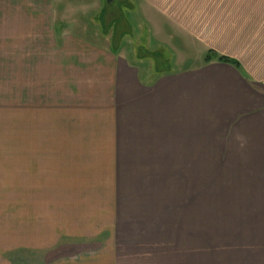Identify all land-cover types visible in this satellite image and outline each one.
Returning <instances> with one entry per match:
<instances>
[{
    "label": "crops",
    "instance_id": "crops-1",
    "mask_svg": "<svg viewBox=\"0 0 264 264\" xmlns=\"http://www.w3.org/2000/svg\"><path fill=\"white\" fill-rule=\"evenodd\" d=\"M133 1L132 46L203 57L159 70L56 14L108 23L103 0H0L21 111L0 264H264V0Z\"/></svg>",
    "mask_w": 264,
    "mask_h": 264
},
{
    "label": "rangeland",
    "instance_id": "rangeland-1",
    "mask_svg": "<svg viewBox=\"0 0 264 264\" xmlns=\"http://www.w3.org/2000/svg\"><path fill=\"white\" fill-rule=\"evenodd\" d=\"M103 2L106 6L103 7L100 12L102 16L106 13L105 22L111 20L108 23H101L100 25L99 22H97L98 25L97 23L96 25L99 29L94 23H90V19L100 10V7L88 8L86 12L88 15L85 16V18L82 14L80 15V12H83L86 8H64L60 6L56 7V14L59 17L61 13H64L66 20L70 21V23L67 22L68 25L72 24V26H70L72 31H81L88 39L110 46L112 49L118 50L121 49V46H125L130 50L132 48L135 55L127 56L129 59L135 62H138L140 58L144 59L145 62L155 60V64L159 70H175L183 65L189 64L187 60L197 62L203 57V54L197 55L189 49L186 53L184 52V54H178V50L174 51L168 48L169 46L165 47L162 44L159 46L158 42L161 41L160 39H152L150 42L149 40H145L144 44H147V47L144 45L145 48H143V44L140 43L135 44L137 45L135 47L132 46L131 43L133 39H130L131 29L129 24L131 18L127 21L126 16L130 14L132 9H130V5L135 4V2L133 0H103ZM115 13H117V17H114ZM136 16L138 18L139 15L136 13ZM136 16L135 18L133 17V19H136ZM122 17H124L123 20L121 19ZM16 25L18 26V24ZM10 26L11 25L7 23L0 25V193L8 190L18 191V189H14L16 185L13 177L19 175V166H17L19 165L20 151L18 147L20 144L19 129L21 120L19 102V56L10 52V50H18L10 48L11 45L15 46L12 44V39L10 38L16 35L14 29H11ZM99 32L103 35H107V41L104 37L97 35ZM16 46H18V41ZM125 47L122 48L125 49ZM153 50L155 52L149 55V51L153 52ZM144 51H146L147 55H136L138 52ZM184 59L186 61L181 63ZM8 180L10 181L8 182ZM8 185L12 186V188L8 187ZM10 194L12 198L15 197V193ZM3 201L4 200H0V205H2ZM8 201L12 202L11 205L14 206L17 205L16 202L18 200Z\"/></svg>",
    "mask_w": 264,
    "mask_h": 264
},
{
    "label": "trees",
    "instance_id": "trees-1",
    "mask_svg": "<svg viewBox=\"0 0 264 264\" xmlns=\"http://www.w3.org/2000/svg\"><path fill=\"white\" fill-rule=\"evenodd\" d=\"M118 13V12H117ZM117 13H115V16L114 17H117ZM119 14V13H118ZM122 20L124 19V17H122L121 18ZM111 20V19H110ZM109 20V21H110ZM115 39H116V37H115ZM211 53L212 52H209L207 55H206V57H205V62H208L209 60H210V58H211ZM217 60L218 61H221V62H226V63H230V64H232V65H234V66H238V63L236 62V61H234V60H232V59H230V58H228V57H225V56H217Z\"/></svg>",
    "mask_w": 264,
    "mask_h": 264
}]
</instances>
